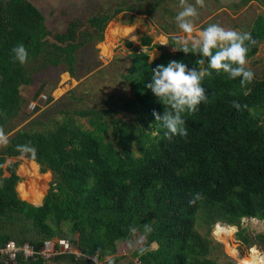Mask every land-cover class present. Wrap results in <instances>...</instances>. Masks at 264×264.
I'll return each instance as SVG.
<instances>
[{"label": "trees", "instance_id": "trees-1", "mask_svg": "<svg viewBox=\"0 0 264 264\" xmlns=\"http://www.w3.org/2000/svg\"><path fill=\"white\" fill-rule=\"evenodd\" d=\"M152 1L158 5L167 0ZM250 1L243 0L242 5ZM137 2H126L128 6L112 15L92 17L88 23L95 32L81 33V38L78 21L54 35L32 2L0 0V127L8 137L0 147V246L14 240L39 249L45 240L59 237L86 256L59 255L50 261L0 258V264H50L68 258L97 264L88 257L96 255L105 262L107 256L116 255L120 241L136 235L145 239L133 253L141 264H233L214 254L220 244L211 234L218 222L237 226L241 244H264V233L251 236L241 227L246 217L264 221V75L254 74L252 82L242 87L240 78L231 80L209 69L212 74L202 85L209 102L183 114L187 137L168 139L152 114L163 115L164 106L146 87L151 70L170 60L191 69L200 57L172 53L143 35L139 39L147 51L126 42L133 49L128 57L131 66L121 77L130 87L129 98L121 96L118 103L111 94L100 99V107L61 108L59 117L33 119L28 123L32 128L22 129L28 116L20 87L31 85L34 73L51 67L75 77L80 50L91 41L103 42L109 22L119 14L143 12L142 5L135 8ZM241 31L257 41L247 54L249 61L264 42V17L258 16L249 30ZM164 34L169 46L177 48L173 37L179 33ZM20 43L29 54L23 65L12 52ZM153 49L162 50V55L150 63ZM57 82L58 78L44 80L34 97ZM232 101L240 104L239 110ZM29 142L35 155H21L17 145ZM21 156L40 165L42 173H52L40 206L23 200L17 191L20 162L8 159ZM146 224L150 233L144 232Z\"/></svg>", "mask_w": 264, "mask_h": 264}, {"label": "rangeland", "instance_id": "rangeland-1", "mask_svg": "<svg viewBox=\"0 0 264 264\" xmlns=\"http://www.w3.org/2000/svg\"><path fill=\"white\" fill-rule=\"evenodd\" d=\"M136 1L138 3L135 4V8L139 9L138 6L142 5L143 12L134 11L119 14L112 20L113 22H109L103 42L91 41L80 50L75 77L68 72H63L60 67H51L48 70L34 73L31 85L20 87V93L25 100L23 111L28 116V121L21 124L22 129L32 128L28 123L33 119L48 120L55 116L59 117L57 110L61 108L73 110L75 108L100 107V99L107 100L111 94H115L118 103H120L121 96H124L125 99L129 98L131 96L130 87L121 77L126 67L131 66L128 57L133 49L126 47V42L131 41L135 48L148 50L140 44L139 38L143 35L152 37L156 44H168L169 38L164 34L166 32L179 33L180 37L185 35L180 31L175 21L177 13L182 10L179 0H167L158 5H154L152 0L32 1V4H35L45 15L46 27L54 35L66 32L71 22L78 21V36L87 31L95 32L88 23L92 16L112 15L119 7L128 6L125 4L126 2ZM242 2L243 0H205V7L197 6L199 16L195 20L196 32L193 33V36H197L199 31L209 24H220L226 29L237 31L249 30L258 16L264 17V0H251L247 5H242ZM189 3L195 4V0H189ZM129 31L134 33L133 37L128 35ZM52 37L49 39L54 42ZM80 37L82 38V36ZM187 38L191 39V37ZM170 50L175 53L173 49ZM159 54L153 51L150 53V58L154 56L155 59ZM247 66L257 77L261 78L264 75V42L261 44L258 54L248 61ZM57 78L56 86H47L39 97H34L44 80L54 81ZM43 95L47 98L42 99ZM81 96L84 97L83 100L79 99ZM32 101L38 104L33 111L29 107V103ZM124 117L127 120L130 119L127 115ZM8 135L10 136L12 133ZM19 160L18 173L22 177L20 184H24L32 196L37 194L45 196L53 181L52 173H42L40 165L24 156H21ZM242 226L247 227V233L252 236L264 233V222L262 221L259 223L254 220L244 221ZM64 230L66 233L67 227H64ZM202 232H205V229ZM233 232L230 230L229 233H226L227 236L222 237V232L217 229L212 230L213 240L220 244L218 248L214 249V254L216 257L219 256L223 263L232 261L233 264H240L241 261V264H247L249 254L246 255V253L249 246L244 244L240 246L239 244L236 248L237 243L234 241L238 239ZM76 237L78 239V236ZM144 240L143 237L136 235L129 240L120 241L116 255L107 256L104 263L141 264L133 256V253L143 246ZM252 245H257L258 248L264 250V244L258 241H254ZM152 248H157V245L152 244ZM50 264H84V261L73 262L68 258Z\"/></svg>", "mask_w": 264, "mask_h": 264}, {"label": "clouds", "instance_id": "clouds-1", "mask_svg": "<svg viewBox=\"0 0 264 264\" xmlns=\"http://www.w3.org/2000/svg\"><path fill=\"white\" fill-rule=\"evenodd\" d=\"M179 6L182 10L177 13L175 21L180 31L185 35L183 37H173L174 42L178 45L177 48H173V51H183L185 54L198 55L200 58L195 61L197 67L190 69L183 62L170 60L167 65H157L151 70V82L146 85L164 106L163 115L155 111L152 114L155 117V122L160 123L166 129L165 136L168 139H172L173 136L187 137L188 132L185 127L186 121L183 118V114H192L198 110L201 103L206 104L209 102L206 90L202 86L205 77H209L212 74L209 69L215 70L217 74L223 72L231 80L240 78L242 87L252 82L254 73L247 67V54L250 47L257 43L251 33L226 29L220 24H209L206 28L199 31L197 36H193V33L196 32L195 20L199 16L198 7H205V0H195V4L189 3V0H179ZM187 37H191V39ZM12 52L14 53L15 61H18L21 65L27 63L29 54L22 43L15 46ZM153 59L154 56L150 58L149 62L151 63ZM206 62L207 67H204ZM232 106L238 110L241 107L237 101H232ZM7 143V134L0 127V146ZM17 151L21 155L31 154L34 156L36 149L29 142L17 145ZM198 196L199 194H197V198ZM251 220L258 223L262 221L258 218L246 217L242 219V222ZM219 225L234 227L233 233L235 236L237 235V226L227 225L222 222L216 223L213 231ZM241 227L243 229L247 228L242 226V224ZM135 231L136 229L133 228L132 232ZM151 231L150 225H144L145 233H150ZM221 236L227 235L223 232ZM251 246L253 245L249 247ZM141 251H144V249H141Z\"/></svg>", "mask_w": 264, "mask_h": 264}, {"label": "built area", "instance_id": "built-area-1", "mask_svg": "<svg viewBox=\"0 0 264 264\" xmlns=\"http://www.w3.org/2000/svg\"><path fill=\"white\" fill-rule=\"evenodd\" d=\"M41 98L46 99L47 97L43 95ZM37 106L38 104L33 101L29 104L31 110H35ZM234 243H237L236 248L239 244L241 246L240 241L236 240ZM248 254L249 256L247 258L249 259V262L247 264H264V250L258 248L257 245L249 247L246 255ZM59 255H74L77 258L86 257L81 250L77 247H73L69 240L63 238L45 240L39 249L30 243L19 244L14 240H10L0 246V258L8 261H16L19 257L26 260L40 257L45 261H50ZM88 259L97 264H105L104 262L99 261L98 256L96 255L89 256Z\"/></svg>", "mask_w": 264, "mask_h": 264}, {"label": "bare ground", "instance_id": "bare-ground-1", "mask_svg": "<svg viewBox=\"0 0 264 264\" xmlns=\"http://www.w3.org/2000/svg\"><path fill=\"white\" fill-rule=\"evenodd\" d=\"M129 36L133 37L134 36V33L132 31H129L128 33ZM24 169V168H23ZM35 189V188H34ZM19 192L21 194V196L24 198V199H27L31 202H34V203H40V201L42 200L43 196L40 195V194H37V195H33L24 187V184H20L19 186ZM37 192V191H36ZM222 229V230H221ZM217 230L220 231V232H224V233H229L231 229V227H224V225H219L217 227ZM255 252V250H254Z\"/></svg>", "mask_w": 264, "mask_h": 264}, {"label": "crops", "instance_id": "crops-1", "mask_svg": "<svg viewBox=\"0 0 264 264\" xmlns=\"http://www.w3.org/2000/svg\"><path fill=\"white\" fill-rule=\"evenodd\" d=\"M28 1H30V2H32L33 0H28ZM35 5V4H34ZM36 6V5H35ZM37 7V6H36ZM38 8V7H37ZM39 9V8H38ZM96 16H104L103 14H100V15H96ZM92 17H94V16H92ZM113 22V21H112ZM169 38V37H168ZM140 41V40H139ZM153 44H156V43H154V41L152 42ZM140 44H141V42H140ZM159 45H162V46H164L165 48H167V49H169V51H172V50H170V49H173L172 47H170L169 46V41H168V44H163V43H160ZM142 47H144V46H142ZM138 49V48H137ZM139 51H147V50H143V49H138ZM158 52V53H160L159 54V56L157 57V58H155L154 60H156V59H158L161 55H162V50H160V49H153V50H151L150 51V53L151 52ZM153 60V61H154ZM21 157H18V158H10V159H8V162L10 161V162H14V161H19L20 162V159ZM20 165V164H19ZM19 168V167H18ZM19 174V173H18ZM6 175H7V173H6ZM19 176H20V174H19ZM21 177V176H20ZM21 179H22V177H21ZM20 182H21V180H20ZM20 182L18 183V185H17V191H18V193H19V196L22 198V196H21V194H20V192H19V185H20ZM44 195H43V198H42V200L40 201V203H34V202H31V201H29V200H27V199H24V198H22L23 200H26V201H28V202H30V203H32V204H34V205H36V206H40V205H42V203H43V199H44ZM224 227H227V226H225L224 225ZM233 231H234V229L233 228H231ZM222 230V229H221ZM246 230H247V228H246ZM227 235V234H226Z\"/></svg>", "mask_w": 264, "mask_h": 264}, {"label": "flooded vegetation", "instance_id": "flooded-vegetation-1", "mask_svg": "<svg viewBox=\"0 0 264 264\" xmlns=\"http://www.w3.org/2000/svg\"><path fill=\"white\" fill-rule=\"evenodd\" d=\"M138 3V2H137Z\"/></svg>", "mask_w": 264, "mask_h": 264}]
</instances>
